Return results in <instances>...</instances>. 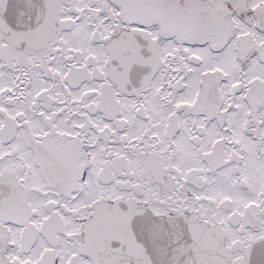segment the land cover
<instances>
[{
  "label": "snow or ice",
  "instance_id": "obj_1",
  "mask_svg": "<svg viewBox=\"0 0 264 264\" xmlns=\"http://www.w3.org/2000/svg\"><path fill=\"white\" fill-rule=\"evenodd\" d=\"M0 264H264V0H0Z\"/></svg>",
  "mask_w": 264,
  "mask_h": 264
}]
</instances>
